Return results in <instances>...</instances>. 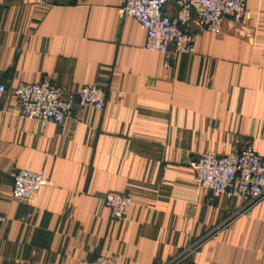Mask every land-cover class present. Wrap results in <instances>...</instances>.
<instances>
[{"label":"crops","instance_id":"crops-1","mask_svg":"<svg viewBox=\"0 0 264 264\" xmlns=\"http://www.w3.org/2000/svg\"><path fill=\"white\" fill-rule=\"evenodd\" d=\"M121 0H0V264H264V197L199 187L189 163L246 144L264 156V0L219 34L191 25L190 53L164 65ZM50 78L96 84L101 109L63 125L21 117L13 89ZM17 169L46 184L11 196ZM127 195L123 219L104 193ZM198 247L194 246L199 240ZM197 247V248H196ZM189 249V250H188Z\"/></svg>","mask_w":264,"mask_h":264},{"label":"built area","instance_id":"built-area-1","mask_svg":"<svg viewBox=\"0 0 264 264\" xmlns=\"http://www.w3.org/2000/svg\"><path fill=\"white\" fill-rule=\"evenodd\" d=\"M247 13L245 0H121L119 7L120 17H133L140 23L146 31L145 48L162 53L166 67L176 55L192 51L191 25L219 34L224 18L238 21ZM6 91L5 85L0 84V99ZM13 94L21 117L55 125H63L78 109H101L105 99L103 88L96 84L64 90L48 77L39 82H20ZM189 166L199 187L213 197L229 193L245 199L247 206L264 197V156L250 144L226 154L202 151ZM45 184L42 172L17 169L11 196L29 200ZM102 201L117 219H123L131 205L130 197L113 191L104 193ZM85 264L116 262L111 257L99 255Z\"/></svg>","mask_w":264,"mask_h":264},{"label":"rangeland","instance_id":"rangeland-1","mask_svg":"<svg viewBox=\"0 0 264 264\" xmlns=\"http://www.w3.org/2000/svg\"><path fill=\"white\" fill-rule=\"evenodd\" d=\"M231 19H232V18H231ZM233 20H234V19H233ZM235 21H236V20H235ZM201 241H202V239H201V240H199L197 243H195V244H194L192 247H193V248H194V246H197V247H198V245H197V244H198V243L200 244V242H201ZM197 247H196V248H197Z\"/></svg>","mask_w":264,"mask_h":264}]
</instances>
